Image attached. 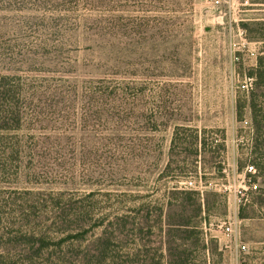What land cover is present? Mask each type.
Instances as JSON below:
<instances>
[{
    "label": "rangeland",
    "instance_id": "rangeland-1",
    "mask_svg": "<svg viewBox=\"0 0 264 264\" xmlns=\"http://www.w3.org/2000/svg\"><path fill=\"white\" fill-rule=\"evenodd\" d=\"M0 75L26 97L0 130V251L42 235L45 264H96L107 240L110 264H264V0H0ZM248 165L238 203L219 185Z\"/></svg>",
    "mask_w": 264,
    "mask_h": 264
},
{
    "label": "trees",
    "instance_id": "trees-1",
    "mask_svg": "<svg viewBox=\"0 0 264 264\" xmlns=\"http://www.w3.org/2000/svg\"><path fill=\"white\" fill-rule=\"evenodd\" d=\"M257 79L259 75L256 74ZM259 82V79H258ZM20 83L15 81L9 75H0V130L2 131H11L18 130L21 128L23 123V103L26 99L24 95V90L21 89ZM241 105L239 101L237 103V117L238 120L242 119ZM256 128L259 127V123L255 120ZM183 127L177 126L175 129V134L173 138V145L176 144L179 139V131ZM192 138L195 144L200 140L203 143V139H200L199 131L196 129H192ZM197 152V151H196ZM261 158V157H259ZM36 236V235H24L22 239L23 242L32 244V249L30 252L25 251V255L27 258L19 259L17 256L12 254V250L9 251H0V264H45L42 262L43 256L48 254L50 248V241L46 236ZM37 245V246H36ZM51 253H49L50 255ZM13 255V256H12ZM111 255L109 252V242L108 240L103 244V249L98 251V255L96 257V264H110Z\"/></svg>",
    "mask_w": 264,
    "mask_h": 264
},
{
    "label": "built area",
    "instance_id": "built-area-1",
    "mask_svg": "<svg viewBox=\"0 0 264 264\" xmlns=\"http://www.w3.org/2000/svg\"><path fill=\"white\" fill-rule=\"evenodd\" d=\"M253 84V78L249 77L246 78L240 88L242 90H250L252 88ZM185 188L190 190H197L204 193L207 186H205L201 181L197 183L196 181L190 179L184 182ZM217 186V185H216ZM258 183H257V169L254 165H248L243 172V176L241 177V180L238 183L232 184H220L219 188L231 193L235 196L238 203H243L245 201H248L251 194L258 189ZM217 230L222 231L224 234L231 236L234 232L233 226L231 223L227 221L219 222L217 225H213ZM240 248L242 250L247 249L246 244H241Z\"/></svg>",
    "mask_w": 264,
    "mask_h": 264
},
{
    "label": "crops",
    "instance_id": "crops-1",
    "mask_svg": "<svg viewBox=\"0 0 264 264\" xmlns=\"http://www.w3.org/2000/svg\"><path fill=\"white\" fill-rule=\"evenodd\" d=\"M224 172H225V171H224ZM238 174H239L240 176L243 175V173L241 174V173H239V172H238ZM229 196L232 197L231 194H230ZM232 198H233V197H232ZM233 200H234V199H233ZM235 202H236V201H235ZM219 222H221V220H220ZM219 222H218V223H219ZM218 223H216V224H218ZM214 224H215V223L212 222V223H210L209 225H210V227H213ZM211 229H212V228H211Z\"/></svg>",
    "mask_w": 264,
    "mask_h": 264
}]
</instances>
